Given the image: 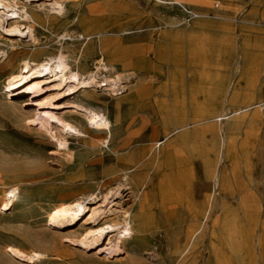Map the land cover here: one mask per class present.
<instances>
[{
    "label": "rangeland",
    "instance_id": "obj_1",
    "mask_svg": "<svg viewBox=\"0 0 264 264\" xmlns=\"http://www.w3.org/2000/svg\"><path fill=\"white\" fill-rule=\"evenodd\" d=\"M22 1L43 24L32 22L37 42L26 33L0 43L8 51L0 60V264H28L9 254L12 246L44 253L36 264H264V0H69L67 11L48 15L37 8L44 0ZM92 26L111 30L103 35L127 50L142 48L129 78L81 92L112 121L109 144L85 141L50 115L80 118L75 107L36 106L40 94L13 96L12 104L8 93L24 59L59 48L79 59L92 43V70L100 56ZM36 112L69 151L31 121ZM143 148L126 182L121 158ZM119 183L126 186L104 205L130 210L134 232L124 251L112 254L108 240L70 242L90 226L83 221L61 231L47 225L65 199L94 192L102 203Z\"/></svg>",
    "mask_w": 264,
    "mask_h": 264
},
{
    "label": "bare ground",
    "instance_id": "obj_2",
    "mask_svg": "<svg viewBox=\"0 0 264 264\" xmlns=\"http://www.w3.org/2000/svg\"><path fill=\"white\" fill-rule=\"evenodd\" d=\"M77 1L78 0H74L75 3ZM47 3L49 6H46ZM37 8L42 9L46 15L53 11L56 14L63 13L65 10L67 11L69 9V0H44ZM32 22H37L39 25L43 24L37 14L28 11L24 1L0 0V31L1 29L4 30L7 36L3 37L0 32V43L19 38L26 33L31 41L37 42ZM89 30H91L88 34L89 36L94 34L100 35V56H95V65L92 70L87 69L89 66L88 58L95 55L92 43L83 51L81 50L82 53L79 59L74 56V51H65L59 48L57 53H49L38 60L31 58L24 59L18 70L11 73L8 77V93L12 104L15 103V101H12L13 99L11 100L13 96L21 98L28 94H40L43 98L41 97L42 99L36 102V106H46L51 109L59 106H62L61 108L75 107L76 109L70 112L77 113L80 115V118H74L66 114L62 115L59 114V112L56 114L54 113L55 115L51 112L50 115L54 117L58 125H63L70 131L83 135L85 141L88 137H91L93 144L97 141L109 144L113 139L112 121L106 112L83 99L81 92L89 94V89L97 86L99 87L101 83H103L102 86L113 88L120 83L121 80L129 78L130 75L126 73L127 66L129 67L133 64L139 67L141 65V61L138 57L142 54V48L134 47L127 50L114 39L103 35L104 32L111 31L107 28H95L92 26ZM112 33H118V31L112 30ZM63 35L68 36L69 33L65 32ZM7 57L8 51L0 47V60L3 58L7 59ZM82 59L85 61H82ZM131 60H133L132 64L129 63ZM120 65H122L121 67L123 69L122 74H119ZM103 73H113L116 75L118 73L119 75L116 78L115 76L114 78L104 77V79L101 80L100 76ZM70 95L73 97L72 100L61 103L62 100ZM47 116L49 115L47 114ZM31 119L33 123L39 122L48 133L56 138L59 144L58 147L60 146L59 148H63L66 151L70 150L67 138L60 133L54 132L50 127L51 120L48 123L45 117L41 116L40 112H36L35 115L31 116ZM94 138L97 139V141H95ZM146 151L145 148H143L141 152L135 153V151H132L121 158L122 163L120 165V171L124 174L123 177L126 182L130 180L129 176L126 175L127 172L131 169L136 170L138 161L143 158ZM135 175H137V173ZM140 185H142L141 182H135V186ZM123 186L126 185L119 183L115 190L112 188L108 190L103 196L104 201L102 203L97 201L99 195H95L94 192L83 193L72 199H65L63 203L53 207L47 213V225L51 228H58L56 231H61L62 229L72 227L80 221H83V224L90 226H87L78 238L69 237L70 242L73 241L79 244L84 243L88 247L90 244L96 246L102 240H108L107 244L110 245V250H112V252H110L112 254L113 252L119 253L124 251L126 243L132 238L134 232L131 221L132 215L130 210H124L122 214H119L117 209H113L112 207L108 208V204L112 203V201H109V196L113 197L116 195ZM4 192L7 205L13 206L17 199V189L15 187H10ZM107 201L108 204L104 205ZM167 208V199L164 197L160 204V209L165 212ZM185 209L188 212L192 211L190 207L184 208V210ZM190 228H188L187 234L189 235L190 233V237L192 238L196 230L191 232ZM106 250H108V248ZM8 252L14 258H18L28 264L43 262L42 260L45 259V254L42 252H27L17 246L9 247Z\"/></svg>",
    "mask_w": 264,
    "mask_h": 264
},
{
    "label": "built area",
    "instance_id": "obj_3",
    "mask_svg": "<svg viewBox=\"0 0 264 264\" xmlns=\"http://www.w3.org/2000/svg\"><path fill=\"white\" fill-rule=\"evenodd\" d=\"M216 6H218V4H216Z\"/></svg>",
    "mask_w": 264,
    "mask_h": 264
}]
</instances>
